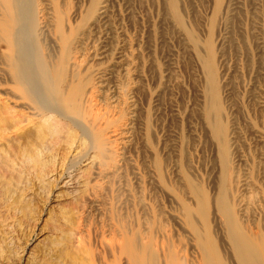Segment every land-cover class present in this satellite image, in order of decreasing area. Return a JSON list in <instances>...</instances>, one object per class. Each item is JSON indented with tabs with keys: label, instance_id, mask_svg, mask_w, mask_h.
Returning <instances> with one entry per match:
<instances>
[{
	"label": "rangeland",
	"instance_id": "obj_1",
	"mask_svg": "<svg viewBox=\"0 0 264 264\" xmlns=\"http://www.w3.org/2000/svg\"><path fill=\"white\" fill-rule=\"evenodd\" d=\"M23 1L60 13L79 63L65 87H94L111 143L104 158L60 118L50 145L36 142L40 119L4 131L32 117L0 51V264H161L169 251L192 264L193 228L239 264L220 216L233 206L252 230L264 207V0ZM38 36L56 61L53 32Z\"/></svg>",
	"mask_w": 264,
	"mask_h": 264
},
{
	"label": "bare ground",
	"instance_id": "obj_2",
	"mask_svg": "<svg viewBox=\"0 0 264 264\" xmlns=\"http://www.w3.org/2000/svg\"><path fill=\"white\" fill-rule=\"evenodd\" d=\"M29 3L23 0H0V51L3 53L9 66L13 68L14 74L19 79L20 89L18 93V104L32 117L26 124L19 123L16 124V126H11L13 127L12 129L10 127L11 130L7 129L4 131L11 133L18 132L28 126L32 121L40 119L41 124L36 126L34 131L36 142L40 141L37 143L38 145L41 144V146L45 144L50 145L52 144L51 142L54 143L52 139L55 135H53L54 133L52 134V132L57 131V129L54 131L53 128L51 129L49 127V124L53 121L52 119L60 118L69 123L72 127H75L80 132L81 138L89 141V146L93 150L96 149L97 152L104 155L105 152H107L105 147L110 141H107L108 139L105 140L103 137L104 134L101 132V125L103 124L102 118L99 115L95 116L93 108L88 102V98L94 87L89 89L86 84L74 85L73 79L68 85V88L65 87L66 72L69 68L73 70L74 65L77 63L76 61H74V63L71 62V58L69 57L70 37L63 34L60 13H58L56 9H52L49 13L50 15L46 16L45 11L41 10V12H36L37 8ZM102 3L99 10L101 16L106 14L107 5L105 1ZM46 30L53 32L54 40L59 49L58 56L60 57H58L56 61L48 60V54L39 42L38 35H41ZM77 65H79V63ZM206 71L209 80L210 75L213 79V70L209 62H207ZM214 88L215 84L213 82V93H215ZM3 115L4 111L0 110V123L6 120L2 119L4 117ZM10 120L11 119L8 121ZM8 121H5L3 124L6 125ZM12 121L13 120L10 122L12 123ZM4 131L3 134L5 133ZM3 134H1L2 137L4 136ZM119 135L121 136V134ZM129 137L130 136L126 137L127 141L130 139ZM108 151L111 152V150ZM101 154L100 156H102ZM106 156L104 155L102 157L105 158ZM36 159L38 160V158ZM94 159H96V157L92 158L89 163L95 166L97 165L99 170L97 174L102 175L104 172L101 171V169H103L101 167H103L102 165H105L106 162L103 160L100 162ZM112 167L116 168L114 165ZM86 172H88V169ZM201 207L204 208V205H201ZM202 208H199L198 214L204 211ZM260 212V222L256 228L252 230H247L243 227L235 215L233 206L229 205L220 216L222 226L220 229L229 244L230 251L239 264H264V207ZM188 218L189 222L192 224L191 211L188 213ZM193 236L195 241L194 248L196 260L193 261L192 264L225 263L223 262L224 258L222 260L220 257H216L218 254L216 252L217 245L210 234H204L193 228ZM161 264H180V262L176 255L169 251L168 254L163 257ZM185 264L189 263L186 262Z\"/></svg>",
	"mask_w": 264,
	"mask_h": 264
}]
</instances>
